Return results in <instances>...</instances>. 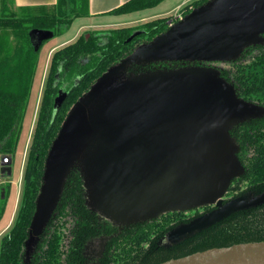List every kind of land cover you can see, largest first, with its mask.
I'll return each mask as SVG.
<instances>
[{
	"label": "water",
	"instance_id": "obj_1",
	"mask_svg": "<svg viewBox=\"0 0 264 264\" xmlns=\"http://www.w3.org/2000/svg\"><path fill=\"white\" fill-rule=\"evenodd\" d=\"M29 35L39 51L55 34L35 28ZM254 45H264V0H208L109 67L74 104L51 145L27 254L76 166L84 172L90 206L125 225L166 211L215 206L172 228L170 244L264 203V191L224 199L244 172L229 130L262 116L264 106L240 98L212 67L129 71L133 63L232 62ZM65 97L56 99V109ZM160 264H264V241L213 247Z\"/></svg>",
	"mask_w": 264,
	"mask_h": 264
},
{
	"label": "trees",
	"instance_id": "obj_2",
	"mask_svg": "<svg viewBox=\"0 0 264 264\" xmlns=\"http://www.w3.org/2000/svg\"><path fill=\"white\" fill-rule=\"evenodd\" d=\"M161 1L130 0L113 12L132 13L154 7ZM207 1L195 0L191 7L185 6L181 9L183 16ZM88 5L89 0H58L54 13L33 14L24 10L19 16L0 15V28L11 30L16 38L15 45L8 48L0 61V153H11L17 145L37 70L39 51L33 48L30 30L47 29L57 35L75 18L88 14ZM169 19L170 16L152 19L145 24L146 28L123 26L104 34L87 33L54 52L30 148L22 205L11 230L3 236L0 264H87V245L97 237H108L98 264H160L213 247L264 241V203L235 212L170 245L163 243L162 238L172 228L196 217H193L194 211L199 215L201 209L208 210L212 206L166 211L157 217L119 227L90 206L84 172L76 166L67 178L58 207L44 233L27 254L26 242L43 184L47 156L68 113L109 67L139 44L166 31ZM135 30L139 33L128 40ZM227 63L230 69L221 71V75L235 86L238 96L264 106V45L251 46L239 59ZM154 64L157 63H133L129 71L144 72ZM64 82L69 83L68 97L56 109L54 97ZM229 133L238 144L236 155L244 172L231 181L225 197L262 193L264 114L234 125ZM8 192L9 188L6 197ZM3 208H0V219Z\"/></svg>",
	"mask_w": 264,
	"mask_h": 264
},
{
	"label": "rangeland",
	"instance_id": "obj_3",
	"mask_svg": "<svg viewBox=\"0 0 264 264\" xmlns=\"http://www.w3.org/2000/svg\"><path fill=\"white\" fill-rule=\"evenodd\" d=\"M191 1L193 0H185V1L163 0L161 1V3H159L158 6L156 5L154 7H151L152 9H145L140 12L125 14V15H120V14L117 15L113 13L110 15L91 17V16H86L87 14L86 13L80 17L75 18L70 24V26L64 31L59 32L54 37L44 41L38 53L37 70L34 77V82L32 85L30 97L26 106V110L24 112V117L22 120V127L20 130L18 142L15 149L11 153H9L11 155L13 162L11 165V173L9 174L11 178L10 179L11 182H10L8 196L5 197L4 199H1V206L4 208H3V215L0 219V249H1V242L3 236L11 230L12 225L16 220L18 211L22 205L24 186H25V173L28 165L30 148L32 146L33 137L36 131L39 111L44 96L45 84L49 70L51 68L54 52L65 45L78 41L83 35L87 33H91L96 30H103V31L109 30L107 29V27L94 26L93 24L97 22L98 23L99 22L103 23L108 21L120 22V21H127V19L135 18L137 16L138 17L149 16L147 19L144 20H140V21L133 20V21H128V23L121 24L122 26L121 25L114 26V27L131 26V27L146 28L147 26H145V24L155 17L170 16L171 19L173 16L176 15V13H178L177 15H183V12L181 10L182 8L180 9V11L178 9H175L174 11L167 13L165 15H160V14L169 11L171 8H174L178 4H181L180 5L181 7L184 6L183 9L187 5H189L188 7H191V4H193V2L187 4ZM1 3H2L0 8L1 16L4 15L19 16V13L17 11H14V9L11 11L12 12L11 13L7 8H5V7H11V0H2ZM33 14H38V11L33 12ZM15 41H16L15 35L11 30L0 28V61L3 59L4 53L8 50V48L15 45ZM198 66L212 67L220 71L230 69L229 63H222V62L205 63L204 65L199 64ZM164 68H168V67H164ZM64 87L66 86L65 85L63 86V91H64ZM61 95H63V93L58 95L56 99ZM113 222L119 227L127 223V221L125 222L113 221ZM102 239L106 240V238L104 237ZM162 242L165 244H170L171 242H173V240L171 236L167 234L163 237ZM99 249L100 246L98 242H94L92 245L90 243L88 246L87 253L92 258L94 257L92 255H95L99 251Z\"/></svg>",
	"mask_w": 264,
	"mask_h": 264
},
{
	"label": "crops",
	"instance_id": "obj_4",
	"mask_svg": "<svg viewBox=\"0 0 264 264\" xmlns=\"http://www.w3.org/2000/svg\"><path fill=\"white\" fill-rule=\"evenodd\" d=\"M1 1L2 0H0V8H1V4H2ZM128 1H130V0H89L88 14L86 16L97 17V16H104V15L113 14L114 10L121 7L123 4H125ZM194 1L195 0H193L187 4H190ZM57 5H58V0H11V7H5V8H7L9 10V12H11L14 9V11H17L18 13H20L24 10H29L30 12L38 11V14H49V13L56 12ZM180 5L181 4H178L174 8H171L169 11L163 12V14H160V15H165L167 13H170V12L174 11L175 9H178L180 11V9L184 7V6L181 7ZM147 9H152V8H147ZM143 10H145V9H143ZM143 10H138V11H135L132 13L140 12ZM132 13H124V14H120V15L132 14ZM152 16H154V15H152ZM148 17L149 16H147V17H142V16L138 17L137 16L135 18L127 19V21H120V22L108 21V22H103V23L97 22L93 25L94 26L107 27V29H111L116 25L128 23V21H133V20L140 21V20L147 19ZM159 17H166V16H158L155 18H159ZM155 18H153V19H155ZM100 31H103V30H100Z\"/></svg>",
	"mask_w": 264,
	"mask_h": 264
},
{
	"label": "flooded vegetation",
	"instance_id": "obj_5",
	"mask_svg": "<svg viewBox=\"0 0 264 264\" xmlns=\"http://www.w3.org/2000/svg\"><path fill=\"white\" fill-rule=\"evenodd\" d=\"M114 28H118V27H114ZM114 28H111V29H114ZM106 31H108V30H106ZM106 31L96 30L94 32H98V34H104ZM205 63H209V62H167V63H161V64L157 63V64H154L152 66L147 67L146 70H155V69H159V68L160 69H163L164 67H168V68H178V67H183V66H198L199 64L200 65H204ZM64 85L66 87H64V91H63V86ZM62 93L63 94H66V97H65L64 101L59 105L58 108H60L62 106V104L66 101V99L68 97V93H69V83L64 82V83L61 84V87H60L57 95L54 97V106H55V103H56V97L58 95L62 94ZM232 197L233 196H227L224 199L225 200H228V199H230ZM214 207L215 206H212L208 210H206V209L203 208V209L200 210V214H202L204 212H207V211L213 209ZM195 212L196 211H194L193 217L198 215V214H195ZM102 238L103 237H97V238H93L92 240L89 241V243L87 245V249H86V255L88 257V263L87 264H98L99 257L101 255L103 249H104V246H105V243H106L108 237H104V238H106V240L105 239H102ZM94 242H98V244L100 246V249H99V251L95 255H92L94 257L91 258V256L88 255L87 250H88L89 244L91 243V245H92Z\"/></svg>",
	"mask_w": 264,
	"mask_h": 264
},
{
	"label": "built area",
	"instance_id": "obj_6",
	"mask_svg": "<svg viewBox=\"0 0 264 264\" xmlns=\"http://www.w3.org/2000/svg\"><path fill=\"white\" fill-rule=\"evenodd\" d=\"M178 14V13H177ZM175 15L169 19L168 24L172 25L174 22L182 18L183 15ZM12 158L9 153H0V208H1V199H4L7 195V190L10 187V173ZM4 195V197H2Z\"/></svg>",
	"mask_w": 264,
	"mask_h": 264
}]
</instances>
